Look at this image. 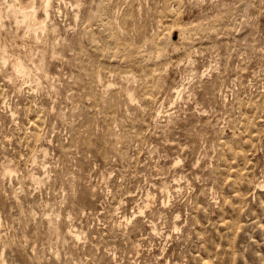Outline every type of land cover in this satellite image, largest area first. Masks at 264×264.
I'll return each mask as SVG.
<instances>
[{
	"label": "rangeland",
	"instance_id": "rangeland-1",
	"mask_svg": "<svg viewBox=\"0 0 264 264\" xmlns=\"http://www.w3.org/2000/svg\"><path fill=\"white\" fill-rule=\"evenodd\" d=\"M11 1L0 264H264V0Z\"/></svg>",
	"mask_w": 264,
	"mask_h": 264
},
{
	"label": "bare ground",
	"instance_id": "bare-ground-1",
	"mask_svg": "<svg viewBox=\"0 0 264 264\" xmlns=\"http://www.w3.org/2000/svg\"><path fill=\"white\" fill-rule=\"evenodd\" d=\"M14 2H12V5H11V7H12V12H13V14L14 15H22L23 17H24V19L25 18H28V17H30V19H31V22L33 23V24H37L39 21V19H37L36 18V11L34 10V9H32V10H27V6L29 7V9H30V7L31 8H34V1L32 0L30 3L28 2L27 3V6H25L24 5V3H23V5L21 4V2L19 1V0H13ZM29 1V0H28ZM50 1L51 0H43V6H44V9H45V12H46V15L48 16V6L50 5ZM42 3V2H41ZM10 6V5H9ZM10 7V8H11ZM30 19L28 20V23H29V21H30ZM41 20V19H40ZM27 23V24H28ZM32 23H30V24H32ZM41 25V24H40ZM5 44L3 43V46H4ZM127 45V44H126ZM128 46V45H127ZM129 47V46H128ZM133 47V46H132ZM5 48V47H4ZM134 48V47H133ZM132 48V49H133ZM126 50V49H125ZM137 50V49H136ZM4 51V50H3ZM124 51V50H123ZM133 51V50H132ZM138 51V50H137ZM129 53V52H128ZM139 53V52H138ZM134 54V53H133ZM130 56L132 57V55L130 54ZM5 57V56H4ZM132 60V59H131ZM131 62V61H130ZM13 65L15 66V68L17 69V70H19V71H21L23 68H24V66H23V63L18 59V58H13ZM25 69V68H24ZM23 71H25V70H23ZM128 76V75H127ZM128 77H130V75L128 76ZM127 81V80H126ZM128 83V82H127ZM128 85V84H127ZM130 86H131V84H130ZM105 88V87H104ZM126 89V88H125ZM175 91L177 92L176 94H179V92H180V90L179 89H175ZM125 92H126V90H125ZM130 92V91H129ZM136 94V93H135ZM125 96V95H124ZM133 96H129V98H132ZM125 98H127L126 96H125ZM129 103V102H128Z\"/></svg>",
	"mask_w": 264,
	"mask_h": 264
}]
</instances>
